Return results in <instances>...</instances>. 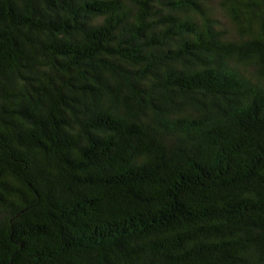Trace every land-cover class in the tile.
Instances as JSON below:
<instances>
[{
  "label": "trees",
  "instance_id": "trees-1",
  "mask_svg": "<svg viewBox=\"0 0 264 264\" xmlns=\"http://www.w3.org/2000/svg\"><path fill=\"white\" fill-rule=\"evenodd\" d=\"M0 264H264V0H0Z\"/></svg>",
  "mask_w": 264,
  "mask_h": 264
}]
</instances>
